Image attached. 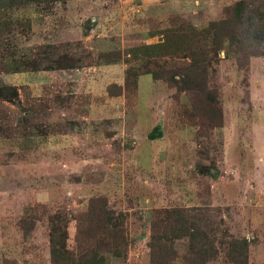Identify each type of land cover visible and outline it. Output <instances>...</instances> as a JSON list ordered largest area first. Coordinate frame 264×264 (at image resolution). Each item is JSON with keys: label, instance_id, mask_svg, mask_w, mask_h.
<instances>
[{"label": "rangeland", "instance_id": "rangeland-1", "mask_svg": "<svg viewBox=\"0 0 264 264\" xmlns=\"http://www.w3.org/2000/svg\"><path fill=\"white\" fill-rule=\"evenodd\" d=\"M238 1L0 5V24H10L0 57L29 62L44 45L76 61L54 71L7 74L0 67V85L19 94L15 105L0 100V264H52L48 218L54 215L67 216V247L76 250V218L99 197L122 213L127 241L105 264H150L152 215L181 209L216 237L208 264H228L222 243L229 237L249 243L247 264H264L263 57L221 52L212 60L206 79L222 112L221 127L213 129L201 115L184 114L192 110L184 96L176 99L180 86L150 74L131 83L142 70L127 56L158 42L151 33L161 26H208ZM104 51L119 52L121 60L104 65ZM182 54L148 61L147 69L176 71L187 65ZM30 121L36 126L25 128ZM155 128L160 136L149 139ZM188 247V237L175 240L173 264H185Z\"/></svg>", "mask_w": 264, "mask_h": 264}, {"label": "trees", "instance_id": "trees-1", "mask_svg": "<svg viewBox=\"0 0 264 264\" xmlns=\"http://www.w3.org/2000/svg\"><path fill=\"white\" fill-rule=\"evenodd\" d=\"M5 1L11 5L17 3L18 7L32 3V0H0V5ZM253 1L240 0L225 8L223 17L210 22L208 26L199 28L181 24L172 29L158 27L159 29L151 33L160 36L158 42L141 45L127 53V56L132 58L128 62L135 63L136 67H141L142 70V73L131 75V83L135 84L137 77L141 75L150 74L155 81L165 79L170 86H180L176 99L180 100L184 96L186 103L190 104L187 106L192 110L184 111V114L190 113L192 117L201 115L207 121L208 127L220 128L222 112L215 95L208 88V70L211 69L212 60L218 61L217 57L221 52L225 53L224 58H228L230 54H240L245 58L264 59V0ZM9 27L10 24L6 21L0 24V48H3L2 36ZM47 49L48 46L41 45L33 59L24 63L16 55L10 58L0 57V67H4L6 73L10 74L25 70L54 71L72 66L74 64L70 63L76 62L69 63L68 59L66 61ZM178 51L186 54L182 56L186 60L183 63L187 62V65L176 67V71L165 68L162 73L147 69L148 61L173 55ZM99 60L104 65H113L121 60V55L115 51H104L99 54ZM159 65L157 67H162ZM128 81L127 78L126 87L129 86ZM0 100L13 105L19 102L16 87L0 85ZM21 109L23 112H29L20 106L19 110ZM29 126L32 129L36 124L30 121L25 128ZM157 213L159 214L155 213L151 217V236L148 243L150 264H173L176 261L173 249L175 240L186 237L189 238V253L184 257L185 264H208L210 257L216 256V245L211 243L216 237L203 231L195 220L190 219L186 211H167L164 216L160 212ZM65 218L67 216L61 215L48 218L49 254L52 264H105L110 254L125 251L127 241L123 229V215L109 210L105 198L90 199L85 211L76 218L74 243L77 251L67 247ZM229 238L230 240L222 243V246H226L228 264H247L249 243L245 239Z\"/></svg>", "mask_w": 264, "mask_h": 264}, {"label": "water", "instance_id": "water-1", "mask_svg": "<svg viewBox=\"0 0 264 264\" xmlns=\"http://www.w3.org/2000/svg\"><path fill=\"white\" fill-rule=\"evenodd\" d=\"M159 130V128H155V129H153V131L151 132V134L149 135V139H154V138H156V137H158V136H160V134H158V131ZM158 134V135H157ZM208 169V168H207ZM214 177L216 176H218L219 175V171H217V170H215L214 172Z\"/></svg>", "mask_w": 264, "mask_h": 264}, {"label": "flooded vegetation", "instance_id": "flooded-vegetation-1", "mask_svg": "<svg viewBox=\"0 0 264 264\" xmlns=\"http://www.w3.org/2000/svg\"><path fill=\"white\" fill-rule=\"evenodd\" d=\"M210 168H212V167H210ZM210 168L208 167V169H207V167H205L204 170H206V171L208 170V173L210 174V173H212Z\"/></svg>", "mask_w": 264, "mask_h": 264}]
</instances>
